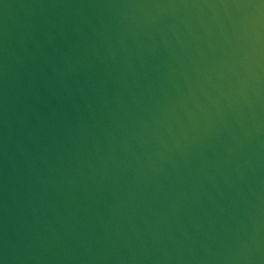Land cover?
I'll list each match as a JSON object with an SVG mask.
<instances>
[{"label":"water","instance_id":"obj_1","mask_svg":"<svg viewBox=\"0 0 264 264\" xmlns=\"http://www.w3.org/2000/svg\"><path fill=\"white\" fill-rule=\"evenodd\" d=\"M0 264H264V0H0Z\"/></svg>","mask_w":264,"mask_h":264}]
</instances>
